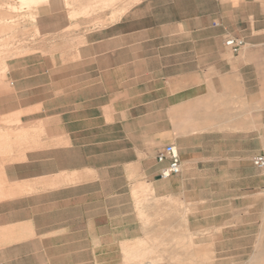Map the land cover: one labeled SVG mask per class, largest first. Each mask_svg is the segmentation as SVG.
<instances>
[{
    "label": "crops",
    "instance_id": "0c3cea01",
    "mask_svg": "<svg viewBox=\"0 0 264 264\" xmlns=\"http://www.w3.org/2000/svg\"><path fill=\"white\" fill-rule=\"evenodd\" d=\"M101 1L39 4L46 45L8 64L0 264H264V0Z\"/></svg>",
    "mask_w": 264,
    "mask_h": 264
},
{
    "label": "rangeland",
    "instance_id": "374dc122",
    "mask_svg": "<svg viewBox=\"0 0 264 264\" xmlns=\"http://www.w3.org/2000/svg\"><path fill=\"white\" fill-rule=\"evenodd\" d=\"M47 0L21 4L20 0H0V24L6 25L0 33V199L5 186L3 165L18 153V146L25 140L26 134L20 129L19 119L12 112L17 104L13 88L9 85L8 64L19 56L40 50L46 45L36 28L37 6ZM71 19L79 16H93L103 11L113 2L86 0V7H81V0H62ZM93 23L90 25H99ZM102 25V23H101ZM9 148V149H8ZM264 191V187L262 188Z\"/></svg>",
    "mask_w": 264,
    "mask_h": 264
},
{
    "label": "built area",
    "instance_id": "2783aa9c",
    "mask_svg": "<svg viewBox=\"0 0 264 264\" xmlns=\"http://www.w3.org/2000/svg\"><path fill=\"white\" fill-rule=\"evenodd\" d=\"M224 45L230 48L232 52H237L243 45V41L239 38L227 37L224 40ZM156 161L159 163L167 161V164L159 171L160 178H168L180 172V158L173 144H168L161 148L156 154ZM251 162L257 170L264 173V153L252 156Z\"/></svg>",
    "mask_w": 264,
    "mask_h": 264
},
{
    "label": "bare ground",
    "instance_id": "6f19581e",
    "mask_svg": "<svg viewBox=\"0 0 264 264\" xmlns=\"http://www.w3.org/2000/svg\"><path fill=\"white\" fill-rule=\"evenodd\" d=\"M37 1L39 0H20L21 4L23 5H26L28 3H36ZM6 25H3V24H0V33L3 31V28L5 27ZM4 32V31H3ZM2 145V147L4 146L0 140V146ZM9 149V148H8ZM3 195V194H2Z\"/></svg>",
    "mask_w": 264,
    "mask_h": 264
}]
</instances>
